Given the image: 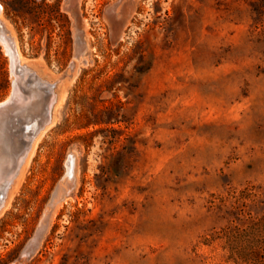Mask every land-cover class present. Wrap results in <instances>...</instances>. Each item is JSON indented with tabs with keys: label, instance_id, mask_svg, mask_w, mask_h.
I'll use <instances>...</instances> for the list:
<instances>
[{
	"label": "rangeland",
	"instance_id": "obj_1",
	"mask_svg": "<svg viewBox=\"0 0 264 264\" xmlns=\"http://www.w3.org/2000/svg\"><path fill=\"white\" fill-rule=\"evenodd\" d=\"M36 3L38 21L0 0L19 63L56 81L0 211V264H248L229 248L260 245L218 235L229 193L264 213V0ZM12 79L0 41V101ZM69 155L73 186L25 250Z\"/></svg>",
	"mask_w": 264,
	"mask_h": 264
},
{
	"label": "water",
	"instance_id": "obj_2",
	"mask_svg": "<svg viewBox=\"0 0 264 264\" xmlns=\"http://www.w3.org/2000/svg\"><path fill=\"white\" fill-rule=\"evenodd\" d=\"M120 32L121 25L117 24L113 28L114 37L118 38ZM5 50L10 56L13 79L9 95L0 101V211L18 180L36 138L51 122L56 100V81L52 82L21 65L16 53L12 54L7 44ZM74 65L72 61L71 69ZM65 165L66 170L51 191L35 231L25 244V250H33L38 245L54 208L73 186L72 155L67 157Z\"/></svg>",
	"mask_w": 264,
	"mask_h": 264
},
{
	"label": "trees",
	"instance_id": "obj_3",
	"mask_svg": "<svg viewBox=\"0 0 264 264\" xmlns=\"http://www.w3.org/2000/svg\"><path fill=\"white\" fill-rule=\"evenodd\" d=\"M250 195L247 191L240 190L237 192L229 193L226 198L232 200L230 215L227 217V224H225L218 237L223 239V244H234L243 242H253L260 245V249H247L245 247H240L238 249L229 248L227 253V258L232 259L235 262H248V264H262L264 261V213L259 218L258 222H254L251 215L247 217L244 215L242 206L243 201L249 198ZM215 204V203H213ZM250 214V212H248ZM214 236L211 235L210 239Z\"/></svg>",
	"mask_w": 264,
	"mask_h": 264
},
{
	"label": "flooded vegetation",
	"instance_id": "obj_4",
	"mask_svg": "<svg viewBox=\"0 0 264 264\" xmlns=\"http://www.w3.org/2000/svg\"><path fill=\"white\" fill-rule=\"evenodd\" d=\"M0 7H1V4H0ZM22 7L31 15L33 14L34 15V18H35V21L39 20L40 16H39V5H37L36 3V0H22ZM116 25V24H114ZM2 26V23L0 21V28ZM3 29V28H2ZM4 31V30H3ZM2 30H0V36H2L5 40H6V44H7V47H12V48H9L10 52H12V54L15 53V50H14V47H13V44L10 43V37L8 35H5L4 32ZM3 33V34H1ZM8 36V37H7ZM7 52V51H6ZM8 53V52H7ZM9 55V53H8ZM17 55V54H16ZM18 58V57H17Z\"/></svg>",
	"mask_w": 264,
	"mask_h": 264
},
{
	"label": "bare ground",
	"instance_id": "obj_5",
	"mask_svg": "<svg viewBox=\"0 0 264 264\" xmlns=\"http://www.w3.org/2000/svg\"><path fill=\"white\" fill-rule=\"evenodd\" d=\"M3 27L1 26V28H0V30H4V29H2ZM4 32V31H3ZM6 33V32H5ZM4 33V34H5ZM1 34H3V33H1ZM3 34V35H4ZM5 36V35H4ZM8 36L10 37V35L8 34ZM7 36V37H8ZM0 41H1V43H2V45H3V47L5 48V42H6V40L2 37V36H0ZM11 43V42H10ZM13 43V42H12ZM8 48H12V47H8ZM18 54V53H17ZM19 60V59H18ZM52 121H53V118H52V120H51V122L45 127V129H43L41 132H40V134L38 135V137L36 138V140H35V142H34V144H33V147H32V150H31V152L29 153V156H28V158H27V160H26V163L28 162V159L30 158V156H31V154H32V152H33V149H34V147H35V145H36V143L38 142V140L40 139V137L42 136V134L44 133V132H46L45 130L48 128V127H50V124L52 123ZM44 135V134H43ZM26 163H25V165H26ZM24 165V166H25ZM24 166H23V168H24ZM23 168H22V170H23ZM22 170H21V172H22ZM21 174V173H20ZM20 176V175H19Z\"/></svg>",
	"mask_w": 264,
	"mask_h": 264
}]
</instances>
